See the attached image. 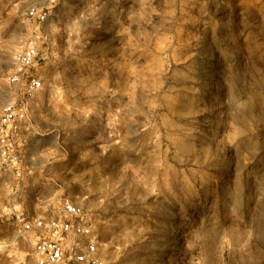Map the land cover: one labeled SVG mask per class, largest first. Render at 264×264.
<instances>
[{
    "label": "clouds",
    "instance_id": "9594fccd",
    "mask_svg": "<svg viewBox=\"0 0 264 264\" xmlns=\"http://www.w3.org/2000/svg\"><path fill=\"white\" fill-rule=\"evenodd\" d=\"M0 264H264V0H0Z\"/></svg>",
    "mask_w": 264,
    "mask_h": 264
}]
</instances>
